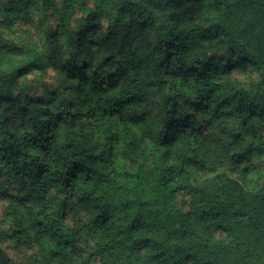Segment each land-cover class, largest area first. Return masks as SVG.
<instances>
[{
	"label": "trees",
	"instance_id": "trees-1",
	"mask_svg": "<svg viewBox=\"0 0 264 264\" xmlns=\"http://www.w3.org/2000/svg\"><path fill=\"white\" fill-rule=\"evenodd\" d=\"M32 13L35 44L0 32L29 264H264V0H0V27Z\"/></svg>",
	"mask_w": 264,
	"mask_h": 264
},
{
	"label": "rangeland",
	"instance_id": "rangeland-1",
	"mask_svg": "<svg viewBox=\"0 0 264 264\" xmlns=\"http://www.w3.org/2000/svg\"><path fill=\"white\" fill-rule=\"evenodd\" d=\"M10 2L17 0H8ZM116 3L119 0H114ZM43 17L38 13H32L30 19H13L8 26H1L0 32L9 40L15 42L18 45L35 44L41 40V23ZM40 76L39 72L32 73L28 76V79H35ZM49 75L44 76L43 80H47ZM264 139V128H260ZM8 202L4 199H0V246L9 256L14 264H29L30 257L33 253V249L25 244L22 240L15 242L11 239V231L8 223L4 221V214Z\"/></svg>",
	"mask_w": 264,
	"mask_h": 264
}]
</instances>
